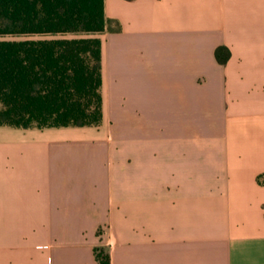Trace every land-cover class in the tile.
I'll return each instance as SVG.
<instances>
[{"label": "crops", "instance_id": "crops-1", "mask_svg": "<svg viewBox=\"0 0 264 264\" xmlns=\"http://www.w3.org/2000/svg\"><path fill=\"white\" fill-rule=\"evenodd\" d=\"M103 8L100 125L0 126V264H264V0Z\"/></svg>", "mask_w": 264, "mask_h": 264}, {"label": "trees", "instance_id": "trees-1", "mask_svg": "<svg viewBox=\"0 0 264 264\" xmlns=\"http://www.w3.org/2000/svg\"><path fill=\"white\" fill-rule=\"evenodd\" d=\"M103 6L104 0H0V126L100 125L99 36L118 30ZM228 55L222 47L215 52L219 62ZM95 257L110 264L103 251Z\"/></svg>", "mask_w": 264, "mask_h": 264}]
</instances>
